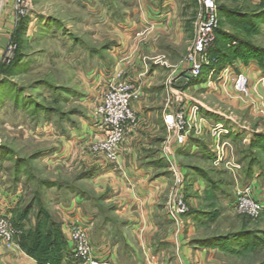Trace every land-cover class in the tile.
<instances>
[{"label": "rangeland", "instance_id": "1", "mask_svg": "<svg viewBox=\"0 0 264 264\" xmlns=\"http://www.w3.org/2000/svg\"><path fill=\"white\" fill-rule=\"evenodd\" d=\"M143 2L32 0L28 12L21 15L15 9L14 0H0V212L9 216L8 232L11 229L15 231L8 241L4 235L5 228L0 225V264H40L26 252L34 236L41 231L45 238H49L56 234V228L68 239L75 227L64 219L59 202L75 194L73 189L81 190L96 200L100 197L97 186L81 178L83 173L98 169L100 159L92 152L89 143L80 144L84 141L78 140L77 133L86 125L85 140L92 138V116L95 111L92 102L102 92L98 90L97 83L105 70L111 69L119 52L120 36L115 29L120 27L119 31L124 33L121 27L130 21L128 16L133 15L134 9ZM218 5L230 12L219 14V26L231 39L229 42H234L232 45L240 40L264 49V16L256 21V27L241 17L244 16L241 14H264V0H218ZM181 11L186 20L185 40L178 47L175 44L174 47L167 45L168 55L159 54L158 58L152 59L167 67L164 70L166 74L160 79L164 80L162 84H166L165 94L148 96L141 87L144 94L140 103L155 106L157 119L163 121L170 111V101H175L167 92L170 86L168 77H176L190 67L187 57L195 40L199 6L195 0H181ZM242 18L246 20L244 23ZM150 34L145 31L132 46V59H122L120 67L115 69H122L127 75L126 64L135 68L133 55L138 46L145 45ZM145 60L147 62L148 59ZM238 63L243 62L237 61L229 67L235 68ZM202 81H194V86H189L186 92L188 99L183 100L196 99L216 111L217 119L226 118L231 126L228 133L219 139L217 134L221 130L217 125L224 123L212 125L216 140L204 127L199 135L196 134L206 142L212 153L220 151H214L216 148L221 151L225 149L227 162L213 165L199 151L192 153L191 146L186 148L185 155L177 156L178 166L186 176L182 181V190L190 208L185 222L194 220L192 211L209 216L191 222L195 230L192 231L190 245L194 240L215 236L264 231L263 217H253L247 211H236L226 206L220 191L214 193L216 197L207 191V184L206 189H195L194 186L197 179L205 180L204 177L208 176L218 183L221 190L233 195L235 200L238 181L229 174L227 163L239 165L238 170L241 171L248 164L246 159L254 158L264 173V150L251 149L252 139L247 136L248 133L253 135L252 132L255 136L264 134V82L253 83L250 79L248 93H241L227 84L221 89L219 81L209 76L207 81H213V88L216 89L210 92L209 87L203 85L207 81ZM143 126L140 120L129 127L138 133ZM157 135L168 137L164 129ZM224 135L229 139L231 137V140H225ZM246 137L248 139L243 140ZM154 149L160 157L162 145L156 143ZM239 160L247 163L241 165ZM194 168L201 172H196ZM169 177L175 179L172 174ZM259 179L264 185V174ZM169 192L165 194V209ZM10 195L16 200L12 201ZM116 204L98 201L94 208L95 212L99 211L97 230L94 225L87 234L92 244L93 238L103 228L105 218L110 219L111 223L110 233L105 234L108 240L114 243L120 238L124 223L116 213ZM192 247L205 253L189 259V264H264V249L238 252L237 249L226 251L197 244Z\"/></svg>", "mask_w": 264, "mask_h": 264}, {"label": "crops", "instance_id": "2", "mask_svg": "<svg viewBox=\"0 0 264 264\" xmlns=\"http://www.w3.org/2000/svg\"><path fill=\"white\" fill-rule=\"evenodd\" d=\"M195 2L198 6V1L195 0ZM128 18L130 21L123 24V28L121 27L122 30H125L124 33L119 31L118 28L120 27L115 29L120 36L118 39L119 52L115 55V64L113 62L111 69L120 67L122 59L132 57V46L139 39L136 34L145 31L147 34L151 33L148 37L146 36L145 45L138 46L133 55L135 68L126 64L127 76L139 80L148 96L165 94L166 84H162L164 80L160 79L166 74L165 69L167 67L155 63L152 59L158 58L159 54L168 55L166 53L167 45L174 47L175 44L178 47L185 40L186 20L181 11V0H144L134 9V14ZM144 58L148 59L147 62L146 60L143 61ZM231 72L235 74L245 73L253 83H260L264 78L262 69L255 60L247 65L238 63L235 68H229L228 73ZM225 75L226 73L220 74L217 77L218 80H221V77ZM170 76L168 77L170 80L178 77L171 78ZM165 80L167 79L165 78ZM222 80L219 84L221 89L225 86V80ZM227 86H233L232 81ZM208 89L210 92L216 91L214 88ZM195 103L200 105L201 114L207 120V123L203 125L207 129V133L213 135L211 126L218 122L224 123L227 130L231 126L226 118L217 119L216 111L204 106L196 99H191L188 106L191 107ZM154 108L155 106L149 104H136L135 109L144 123L143 128H139L138 133H134L131 127H128V136L121 146L118 163L115 167H103L98 164L96 173L88 179L90 183L97 186V191L101 193L100 200L80 194H72L59 202L61 205H59V209L64 219L69 217L80 218L89 229L95 225V231L99 221V211L95 212L94 208L98 205V201L117 203L116 213L124 223V231L120 234V238L114 243L108 240L106 235L110 233L109 225L111 223L110 219L107 218L103 220V228L98 232V236L93 238L96 256L108 264H189V259L198 258L205 253L194 250L190 245L192 231L195 230L191 222L194 220L189 219L186 222V229L181 230L174 226L166 214L167 197L165 198V194L169 192L174 179L169 177L172 173H169L170 170L165 157V148L169 145L168 137L156 136L159 131L162 132V129L167 132L166 126L163 119H157ZM82 128L77 133L78 140H83L84 132L87 130L85 129L86 125ZM252 133L253 135L248 133L247 136L253 140L255 133ZM226 135L223 138L231 140V137L229 139ZM235 136L237 137V134ZM195 138L198 136L196 135ZM213 138L216 140L214 135ZM156 143L163 147L160 151V157L154 149ZM186 147H172L176 161L180 150L184 153ZM191 147L193 148L192 153L199 150L198 144ZM157 160H163L164 166L161 167L157 164ZM236 166L239 167V165ZM180 171L184 179L186 176L184 177L182 169ZM260 172V170L256 171L255 178L250 182V185L253 186L256 196L264 199V185L259 179ZM229 174L238 181L236 189L243 185V170H230ZM206 184V181L201 179L194 182L195 189H206ZM10 199L13 201L16 200V197L10 195ZM224 203L228 207L232 204L227 201ZM186 230L187 235H185ZM64 264H72V261L67 259Z\"/></svg>", "mask_w": 264, "mask_h": 264}, {"label": "built area", "instance_id": "3", "mask_svg": "<svg viewBox=\"0 0 264 264\" xmlns=\"http://www.w3.org/2000/svg\"><path fill=\"white\" fill-rule=\"evenodd\" d=\"M199 14L196 21L195 40L189 51L188 61L190 67L177 78L169 81L168 92L171 97L170 111L164 116V124L168 133V146L165 148V157L168 162L169 170L174 176V186L169 196L166 207L168 218L174 222L177 228L183 230L186 226L185 216L190 212V208L182 190L183 176L179 169L175 154L171 147L183 148L188 145L189 139L195 134H200L202 127L207 120L201 114L200 105L195 103L188 106V84L192 80L200 79L203 67L211 62L209 50L217 38L219 30V6L218 0H197ZM17 13L25 15L28 12L32 0H14ZM144 34L138 33L136 37L140 38ZM230 67L224 69L215 77V71L210 74L215 80L223 81L228 84L232 81L233 86L241 93H248L250 78L245 73H228ZM233 68V67H232ZM188 73L192 79L183 85L180 80ZM226 73L218 80V76ZM264 82V79L261 81ZM204 85L213 88L214 82L207 81ZM194 86V85H192ZM142 84L139 80L127 76L122 69H107L105 74L99 78L97 88L99 96L92 102L95 105V111L92 116V138L88 141L84 137L80 144H90L92 152L100 159L99 165L103 167H115L118 163L121 146L127 137V128L137 124L141 118L137 113L135 106L140 104L143 97ZM173 95V96H172ZM177 97V98H176ZM181 99V100H180ZM221 131L217 138H221L228 130L224 125H217ZM194 133V134H193ZM81 140V139H79ZM87 141V142H86ZM82 147V146H81ZM84 147V146H83ZM220 148H216V150ZM223 149V148H222ZM217 154L215 164L227 162L225 149ZM230 170L236 171L239 168L234 164L227 163ZM232 209L241 212H249L253 217L264 216V199L256 196L252 185H242L237 188L235 200L230 205ZM9 216L0 212V225H3L5 239L10 241L15 231L8 232ZM68 222L74 224V230L70 233L68 241L72 248V264H108L96 256V248L88 239L89 228L80 218L69 217Z\"/></svg>", "mask_w": 264, "mask_h": 264}, {"label": "trees", "instance_id": "4", "mask_svg": "<svg viewBox=\"0 0 264 264\" xmlns=\"http://www.w3.org/2000/svg\"><path fill=\"white\" fill-rule=\"evenodd\" d=\"M219 6V14H225L229 10L224 8L220 5ZM230 13V12H229ZM241 14V13H238ZM244 15V16H241ZM241 17H244L248 21L252 22L253 25H258L256 21L262 20L264 14H257V15H248V14H241ZM242 18V23L246 20ZM244 19V20H243ZM249 24V23H248ZM222 40L223 42H219ZM231 39L226 33H223L220 28L217 31V38L213 46L209 50L211 62L209 65L203 67L202 75L199 81L203 80L206 82L208 77L210 76L211 72L215 71V76L222 72L229 66H232L235 62L241 61L244 64H249L251 61L255 60L259 64L262 72L264 74V49H258L254 46L250 45L247 42L236 41L235 45H232L234 42H229ZM197 80V81H198ZM194 81L192 80L189 86H192ZM238 139V138H237ZM242 139V138H241ZM199 145V153L202 157L207 160L208 162L214 165L216 161V155L212 153L210 147L206 144L204 140L199 138H195L193 135L188 142V147L192 145ZM186 147V148H188ZM260 147V148H259ZM185 148V149H186ZM250 148H256L264 150V134H257L255 139L250 142ZM184 149V150H185ZM183 154L182 150H180V156ZM247 162L244 160H239V163L245 165V169L243 170V185H250V182L255 178V174L257 170H260L261 174L259 178L264 174L262 172V168L259 167V163L255 161L254 158L246 159ZM157 164L161 167L164 166L163 160H157ZM194 170L197 172V168ZM97 170H90L82 175V179H89L92 177ZM198 172H201L200 170ZM168 173V172H167ZM205 181L207 182V191L209 193H215L220 191L219 193L223 196V201H227L233 203L234 196L231 195L229 192L225 190H221V187L218 185L217 182L209 179L208 176L204 177ZM75 194H80L83 196H89L87 193L81 190H74ZM215 195V194H214ZM216 196V195H215ZM90 197V196H89ZM218 197V196H216ZM93 198V197H91ZM95 199V198H94ZM96 200V199H95ZM100 200V198H98ZM191 216L194 218L195 221L198 219H203L209 217L205 213H201L199 211H192ZM264 218V216H263ZM108 219V218H107ZM21 221V220H20ZM56 234L50 235L51 239L44 237V235L39 231L34 238L30 241V246L26 247V252L35 258L40 264H64V262L68 259H72V248L69 244V241L66 235H63L60 232V229L55 228ZM50 232V231H48ZM49 235V233H47ZM234 240H236L234 242ZM26 241H24L25 243ZM234 243V244H233ZM200 246V247H219L220 249L224 250H231L235 251L237 249L238 252H256L260 249H264V231L263 232H250V231H243L238 234H230L227 236H215L208 239L202 240H194L191 245L192 246Z\"/></svg>", "mask_w": 264, "mask_h": 264}, {"label": "water", "instance_id": "5", "mask_svg": "<svg viewBox=\"0 0 264 264\" xmlns=\"http://www.w3.org/2000/svg\"><path fill=\"white\" fill-rule=\"evenodd\" d=\"M192 79V75L190 74V73H188L184 78H182L181 80H180V82L183 84V85H185L189 80H191Z\"/></svg>", "mask_w": 264, "mask_h": 264}]
</instances>
